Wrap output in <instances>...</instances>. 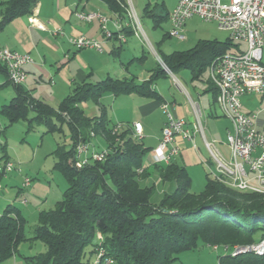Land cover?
Segmentation results:
<instances>
[{"label": "trees", "instance_id": "trees-1", "mask_svg": "<svg viewBox=\"0 0 264 264\" xmlns=\"http://www.w3.org/2000/svg\"><path fill=\"white\" fill-rule=\"evenodd\" d=\"M37 1L0 0V30L14 18L30 14ZM104 1L119 18L127 14L123 1ZM144 14L155 24L168 17L153 13L148 6ZM129 28L124 26L121 31L129 34ZM232 40L230 36L225 41L201 40L192 48L174 50L160 58L170 70L188 68L196 78L226 52L243 50ZM234 45L236 49L232 50ZM3 71L6 67L0 62ZM156 72L164 74L161 66ZM154 73L140 83L112 77L77 83L56 110L32 99L22 85L13 84L15 96L0 108L9 123L26 120L29 128L41 125L45 133L59 134L66 126L70 142L59 144L52 155L56 158L54 169L62 174L67 186L52 208L39 212L31 238L26 236L25 219L15 207L8 205L2 211L0 263L18 252L20 242L30 239L40 240L45 249L23 256L25 264H90L89 258L83 259L85 249L90 246L89 255L94 254L99 233L105 255L114 264H170L179 252L197 247L199 241L220 246L218 264H264V253L231 255L221 249L224 245L231 249L264 240V193L240 191L210 175L202 190L192 192L187 170L172 161L154 164L162 181L174 183V189L154 200V185L141 183L147 174L144 161L150 149L134 136L129 125L111 123L104 109L94 118L84 115L80 104L98 102L103 92L154 96L150 88ZM209 87L216 100L217 89L211 78ZM31 111L34 115L28 117ZM94 136H101L109 150L105 159L90 160L80 169L71 165L69 159L76 144L90 143Z\"/></svg>", "mask_w": 264, "mask_h": 264}, {"label": "crops", "instance_id": "crops-1", "mask_svg": "<svg viewBox=\"0 0 264 264\" xmlns=\"http://www.w3.org/2000/svg\"><path fill=\"white\" fill-rule=\"evenodd\" d=\"M119 1L126 3L125 0ZM155 1L129 0L133 7H143V14L144 8L148 6L153 8V13L157 15L168 14L178 0H172L169 9L166 8L165 0L161 1V5ZM77 11H94L106 16L109 19L106 21V27L111 31H115L112 23L114 19L118 18L122 24L124 23L122 21L124 17L119 18L104 0H38L30 14L14 18L0 30V47L28 53L33 59V62L25 66L26 77L22 84L23 90L27 91L32 99L39 100L55 110L77 83L84 81L96 83L107 77L126 80L130 78L140 83L148 80L159 65V63L156 64L157 61L148 62V55L132 27L128 29L131 31L129 34L124 32L126 37L124 42L114 36L107 39L104 37L98 19L95 18L89 22L80 20L76 16ZM151 19L153 27L159 26L163 21L170 23L168 17L159 24H155L153 18ZM167 32L163 34L161 41L167 38L165 36ZM150 34L154 36L152 32ZM71 35H85L101 41L102 51L75 47L68 40ZM131 38L134 39L131 40ZM155 53L160 58L158 52ZM161 64L164 74L154 73L150 84L151 90L155 93L154 96H145L136 92L121 94L103 92L98 102L85 101L80 104L84 115L94 118L104 109L111 123L129 125L132 131L133 123L139 122L142 128L140 140L151 150L157 145L165 122L161 104L168 103L173 116L185 119L190 129L197 123L198 118L206 139H212L217 151L224 158L229 159L231 153L226 137L227 133L232 131V124L223 115L214 100L213 91L210 90L211 67L195 78L188 68L182 67L172 71L162 61ZM15 91V86L8 80L6 71L0 72V108L10 102L15 96ZM241 104L244 113L256 115V127L264 133V107L261 95L244 94L241 96ZM0 115L2 116L0 118V163L11 161L15 165L12 171L0 179V215L8 205H12L25 219L26 224L32 221L37 223L39 212L52 208L59 200L58 197H62L65 189L56 175V172H60L54 169L56 158L52 153L59 144L70 142L68 130L66 126H63V135L67 136L68 141L60 142L53 139L52 146H48L42 153V162H38L42 135L40 143L34 148L31 142L25 140L23 135L25 131H20V140H16L12 136L13 132L8 130L20 120L9 123L4 114L0 112ZM29 115L28 117H32L34 114ZM31 128L27 122L26 131L28 132ZM48 133L43 131L44 135ZM103 143L102 137L99 139L94 136L90 139L94 149L105 148ZM175 143L179 148L178 153L170 162H176L187 170L191 185L196 184L195 190L203 189L207 175L228 180L227 176L216 170L200 132L194 133V144L180 135L176 137ZM148 152L144 161L147 172L145 176L155 175L157 185L162 188L161 191H171L174 189V183L162 181L159 178L154 164L149 162ZM49 155L54 158L50 160ZM25 176L32 179L27 187H23ZM251 184L256 185V181L251 180ZM23 198L26 202L22 201ZM17 251L0 264H25L23 256L38 253L27 250L22 242L19 243Z\"/></svg>", "mask_w": 264, "mask_h": 264}, {"label": "built area", "instance_id": "built-area-1", "mask_svg": "<svg viewBox=\"0 0 264 264\" xmlns=\"http://www.w3.org/2000/svg\"><path fill=\"white\" fill-rule=\"evenodd\" d=\"M76 16L87 22L98 19L104 37L108 39L113 36V31L106 27V21L109 20L106 16L94 11H77ZM194 16L215 22L218 28L227 32L232 39L246 43L244 50L226 52L209 70L210 78L217 89L216 103L232 124V131L228 132L226 137L231 157L224 158L217 151L212 139H206L198 118L197 123L190 129L185 119L173 116L168 103H162L161 110L165 115V122L157 145L148 152L149 162L152 164L170 162L179 149L175 143L176 137L180 135L194 144V133L200 132L216 170L228 178V180L218 178L220 181L240 191L254 190L264 193V133L256 127V115L244 113L241 104L242 95L255 93L261 95L264 107V0H178L168 13L170 22L168 35L184 40L185 22ZM133 21L122 24L121 20L116 18L112 22L117 31L115 35L121 42L126 39L121 31L123 26L132 27L137 34L139 31L144 33L136 15ZM68 40L77 48L102 51L101 41L85 35H71ZM0 62L6 67L8 80L12 84L22 85L26 77L25 66L33 62V59L28 53L0 47ZM132 127L134 136L140 138L141 124L134 122ZM108 152L107 148L97 150L88 142H79L69 162L80 169L90 160L105 159ZM14 168L15 165L11 161L0 163V179ZM251 180H255L256 185L251 184ZM31 181V177L25 176L23 187L29 186ZM22 201L26 202V199L23 198ZM96 235L99 244L95 247L91 264H114V260L105 255L101 245L102 236L99 233ZM211 247L215 250L220 249L218 245ZM221 249L230 252L231 255L246 252L262 255L264 240L233 246L231 249L224 245Z\"/></svg>", "mask_w": 264, "mask_h": 264}, {"label": "rangeland", "instance_id": "rangeland-1", "mask_svg": "<svg viewBox=\"0 0 264 264\" xmlns=\"http://www.w3.org/2000/svg\"><path fill=\"white\" fill-rule=\"evenodd\" d=\"M154 2L155 0H151ZM162 0H157L155 1L157 4L161 5ZM172 0H165L166 3V8H170ZM125 4L127 7V14L124 16V19L122 20L123 22L125 21H131L134 22V15H136L139 20L141 27L144 31L142 33L141 31L138 32L137 38L139 43H141L144 47V51L146 55H148V62L153 63L151 61H154L159 63L158 66H162L160 58L156 55L155 52H158L159 55H162L163 53H170L174 50H187L189 48H192L201 40H217V41H225L228 37L229 34L223 30H220L215 22L212 21H205L199 17H192L191 19H188L184 25V31L183 34L185 35L186 39L185 40H180L176 37H167L164 38L162 41V36L166 31H169L170 29V23L167 21H163L160 23L159 26L153 27V21L150 17L146 16L142 12L143 7H133L129 0H125ZM144 6V5H142ZM153 33L154 36H152L150 33ZM134 38H131V40ZM160 41V42H159ZM159 42V43H157ZM232 43H235L239 45L241 49L246 48V43L244 41L240 40H232ZM236 47L235 45L232 46V50H235ZM163 52V53H161ZM147 62V63H148ZM146 63V64H147ZM206 75V74H205ZM34 113L31 111L29 116H32ZM0 118L2 116L0 115ZM27 130V122L24 120H20L16 122L8 131L13 132L12 136L17 140H20L19 137V132L20 131H25L23 134L25 137V140L27 139L29 142H31L32 147L38 146L40 143V136L42 135L43 141L42 145L39 147V154H38V162H42L43 160V151L47 150L48 146H52L53 139L63 142L68 141V138L66 135L63 134H58V133H48V134H43V131H45V128L43 126L39 125H34L33 128L30 130ZM97 138H101V136H97ZM104 144V143H103ZM105 146V145H104ZM104 147L97 149V150H102ZM50 160H52L51 155L48 156ZM56 175L58 176V180L62 181V184L64 185L63 188L67 186L65 178L62 176V174L56 172ZM144 178V181L142 179ZM141 183L145 184L147 186L154 185L155 191L153 193V199L154 200H159V198L163 195L162 193V188L160 185H157V181L155 178V175L142 177ZM204 187V185H203ZM196 184L190 185V191L192 192H198L200 189H196ZM61 196L58 197L60 199ZM54 206V205H53ZM36 221L33 223H27L25 226V234L27 237L33 236V228L36 225ZM24 247L27 248V250H33V252H42L45 249L44 244L40 240H24L22 241ZM32 243V244H31ZM31 246V247H30ZM90 251V246H88L85 249L86 255L83 258L84 260L89 258L90 264L92 263L93 260V255H89ZM222 253L220 249L215 250L213 249L210 245H205L202 244L200 241L197 244V247L188 249V250H183L178 253V257L176 260L172 261L170 264H218V254Z\"/></svg>", "mask_w": 264, "mask_h": 264}]
</instances>
